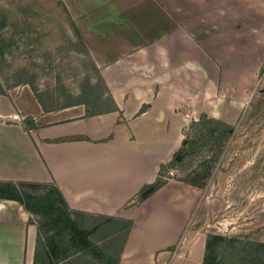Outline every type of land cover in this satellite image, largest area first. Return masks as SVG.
Masks as SVG:
<instances>
[{
  "label": "crops",
  "instance_id": "crops-1",
  "mask_svg": "<svg viewBox=\"0 0 264 264\" xmlns=\"http://www.w3.org/2000/svg\"><path fill=\"white\" fill-rule=\"evenodd\" d=\"M62 3L102 92L91 102L28 86L0 93V183L51 184L100 244L121 236L96 264H203L206 242L189 238L202 186L168 176L139 193L172 166L190 124L229 123L217 80L220 60L240 52V0ZM31 216L0 197V264H60Z\"/></svg>",
  "mask_w": 264,
  "mask_h": 264
},
{
  "label": "rangeland",
  "instance_id": "rangeland-1",
  "mask_svg": "<svg viewBox=\"0 0 264 264\" xmlns=\"http://www.w3.org/2000/svg\"><path fill=\"white\" fill-rule=\"evenodd\" d=\"M240 2V52L220 60L224 73L217 80L231 133L216 155L217 136L202 132L216 125L190 124L183 158L162 170L163 179L202 183L189 238L206 242L211 236L206 264H264V0ZM73 25L62 0H0V93L28 86L95 100L102 85ZM212 80L209 75L210 86ZM19 191L50 198L49 207L32 212L31 218L40 230L39 244H53L60 264H67L63 256L96 264L95 246L102 254L121 238L100 244L84 226L91 220H79L94 248L74 251L78 246L68 243L65 216H76L62 213L53 185L21 186Z\"/></svg>",
  "mask_w": 264,
  "mask_h": 264
},
{
  "label": "trees",
  "instance_id": "trees-1",
  "mask_svg": "<svg viewBox=\"0 0 264 264\" xmlns=\"http://www.w3.org/2000/svg\"><path fill=\"white\" fill-rule=\"evenodd\" d=\"M74 29L76 30V34L77 36L80 38V41L84 47L85 52L87 53L86 47L84 45V42L82 40V37L78 31V29L76 28L75 25H73ZM96 74H98L97 69L94 67ZM2 93V92H1ZM203 124L209 123V124H215L216 126L213 128V126L209 125V127H204L202 129V132H204L207 136L212 137V136H217V153L221 150L225 140L227 139V137L229 136V134L231 133V125L223 122L221 120L218 119H214V118H207L202 117L200 118V120ZM198 121V122H199ZM193 123H197L196 121H194ZM184 144V143H183ZM183 145L178 149V151L175 153V155L173 156V158L168 162V164L172 165L174 162L180 161L183 157ZM177 155L180 157L181 155V159L177 158ZM165 166H161L160 167V175H162V170ZM189 183L198 185V186H202V183L199 182H195L192 180H187ZM164 182V179L160 176H157L156 179L149 184H146L143 186V188L141 189L140 193H139V199L142 200L145 197H147L148 195H150V193H152L154 190H156L158 187H160ZM32 186H44V184H38V185H32ZM148 186H151L152 189H150L147 193L146 196L142 195V191L146 188H148ZM54 188V193L56 198L61 202L62 206H63V212L66 213V211L70 212L66 206V203L64 202V200L62 199L61 194L59 193V191L53 186ZM0 197H12L17 199L18 201H20L22 203V205L24 206V208H26L28 211L32 212H39V211H43L45 210V208L49 207V204H51L49 202L50 198H46L44 199V196H39L37 198H33L31 197V195H29L28 193H21L15 186L11 185V184H1L0 183ZM57 211H60L61 209L59 207H56ZM61 212V211H60ZM65 220H67V228L69 229L68 233H70V238H69V244H74L77 245L78 247H76V249L74 251H81L83 249H93L94 245L90 244V241L86 239V230L83 228L81 229L79 226V219H77L76 217H70V216H65ZM66 227L64 228V230H66ZM211 236L208 237V239H206V243H205V254H204V262L203 264H206V258L209 257L208 252L210 250V238ZM91 245V246H89ZM94 253L96 254H100V250H98V248H95ZM210 253V252H209ZM208 255V257H207ZM66 257V256H65ZM68 257V256H67Z\"/></svg>",
  "mask_w": 264,
  "mask_h": 264
},
{
  "label": "water",
  "instance_id": "water-1",
  "mask_svg": "<svg viewBox=\"0 0 264 264\" xmlns=\"http://www.w3.org/2000/svg\"><path fill=\"white\" fill-rule=\"evenodd\" d=\"M177 158H179L178 155H177ZM150 189H152V187H151V186H148V188H146V189H144V190L142 191V195H143V196H146L147 193H148V191H149Z\"/></svg>",
  "mask_w": 264,
  "mask_h": 264
}]
</instances>
